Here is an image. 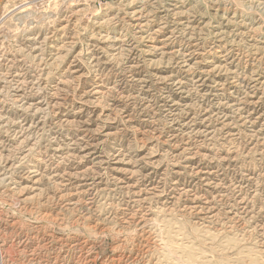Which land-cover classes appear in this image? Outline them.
<instances>
[{
    "label": "rangeland",
    "instance_id": "rangeland-1",
    "mask_svg": "<svg viewBox=\"0 0 264 264\" xmlns=\"http://www.w3.org/2000/svg\"><path fill=\"white\" fill-rule=\"evenodd\" d=\"M23 1L0 0V111L16 117L2 74L22 69L30 88L25 95L37 96L45 114L27 141L0 130V264H264V89L253 83L264 74V43L251 37L244 0ZM23 6L29 9L23 12ZM136 17L151 32L160 31L154 40L165 45V55L144 52ZM217 26L223 27L219 43ZM107 34L127 38L136 48L115 57L101 43L92 46L91 38ZM36 42L45 55L64 43L71 52L51 72L42 71L23 56ZM179 49L195 57L193 70L183 69ZM202 68H212L208 78L218 79L213 84L222 90L194 88L191 77ZM169 75L186 78L188 93L166 85ZM36 80L39 87L31 89ZM98 81L105 92H87ZM181 95H187L185 107ZM236 98L249 100V106L237 109ZM173 100L181 105L171 113ZM17 116L32 119L22 111ZM83 120L88 132L81 131ZM87 144L95 149L81 151ZM27 164L44 175L33 188L20 179Z\"/></svg>",
    "mask_w": 264,
    "mask_h": 264
},
{
    "label": "bare ground",
    "instance_id": "bare-ground-1",
    "mask_svg": "<svg viewBox=\"0 0 264 264\" xmlns=\"http://www.w3.org/2000/svg\"><path fill=\"white\" fill-rule=\"evenodd\" d=\"M23 1V0H22ZM33 1V0H32ZM153 1H155V0H153ZM160 1V0H159ZM167 1V0H166ZM215 1V0H214ZM234 1V0H233ZM50 2V1H49ZM75 2V1H74ZM80 2V1H79ZM143 2V0L142 1H138V3H142ZM185 2V1H184ZM22 3V2H21ZM31 3V2H30ZM151 3V2H150ZM149 3V4H150ZM222 3H224V2H222ZM235 3V2H234ZM243 3V2H242ZM23 4H24V1H23ZM22 4V5H23ZM25 4H26V2H25ZM173 4V3H172ZM253 4H256L257 5V7H255V6H253ZM31 5V4H30ZM147 5V4H146ZM16 6V5H15ZM17 7V6H16ZM22 7V6H21ZM20 7V8H21ZM24 7V6H23ZM77 7V6H76ZM145 7V6H144ZM244 7L247 9V10H244V11H246L248 14H250V16H246V18H245V20H250L251 22H250V24H248V26L251 28V30H252V32L254 33V35L253 36H251L252 38H253V40L255 39L259 44L261 43V44H263L264 43V0H244ZM254 7H255V9H254ZM11 8V7H10ZM9 8V9H10ZM105 8V7H104ZM140 8V7H139ZM181 8V7H180ZM183 8V7H182ZM219 8V7H218ZM7 9V8H6ZM22 9V8H21ZM29 9V7L27 8V6H26V8L24 7V9L23 10H21V11H23V12H26L27 10ZM141 9V8H140ZM160 9V8H159ZM226 9V8H225ZM254 9V10H253ZM11 10V9H10ZM13 10V9H12ZM12 10L10 11V12H12ZM14 10H15V8H14ZM137 10V9H136ZM149 10V9H148ZM174 10V9H173ZM249 10V11H248ZM106 11V10H105ZM109 11V10H108ZM135 11V10H134ZM166 11V10H165ZM184 11V10H183ZM186 11V10H185ZM218 11V10H217ZM77 12V11H76ZM7 13H9V12H7ZM71 13H73V12H71ZM98 13V12H97ZM135 13H139L138 11L137 12H134V14ZM147 13V12H146ZM199 13V12H198ZM117 14V13H116ZM115 14V15H116ZM156 14V13H155ZM218 14V13H217ZM227 14V13H226ZM6 14L4 13V15L2 16V17H6L5 16ZM80 15V14H79ZM132 15V14H131ZM136 15V14H135ZM145 15V14H144ZM153 15V14H152ZM247 15V14H246ZM140 16V15H139ZM154 16V15H153ZM152 16V17H153ZM234 16V15H233ZM82 17V16H81ZM227 17V16H226ZM57 18V17H56ZM64 18V17H63ZM66 18V17H65ZM107 18V17H106ZM146 18V17H145ZM187 18V17H186ZM3 19V18H2ZM67 19V18H66ZM111 19V18H110ZM139 17H136L135 18V21H138L137 22V24L135 25L136 26V28L138 27L139 28V30L136 32V39L137 40H139V41H141V40H144L145 42H146V48H148V50H146V48H145V50H144V52H151V51H157V50H159V51H161V52H163V54L165 53L164 52V46L163 45H158L156 42H155V40L154 39H157L156 37L160 34V31H158L157 29L156 30H154V31H150V29H149V27H147V24L145 23V22H139ZM244 19V18H243ZM94 20V19H93ZM98 20V19H97ZM163 20V19H162ZM235 20V19H234ZM244 20V21H245ZM160 21V20H159ZM171 21V20H170ZM180 21V20H179ZM231 21H233V20H229V18H228V24H231ZM101 22H102V20H101ZM116 22V21H115ZM114 22V23H115ZM183 22V21H182ZM181 22V23H182ZM222 22V21H221ZM68 23V22H67ZM76 23V22H75ZM98 23H99V21H98ZM112 23V22H111ZM132 23V22H131ZM151 23V22H150ZM248 23V22H247ZM120 24V23H119ZM153 24V23H152ZM155 24V23H154ZM184 24H186V23H184ZM188 24V23H187ZM219 24L220 25H222V23H220L219 22ZM240 24V23H239ZM132 25H134V24H132ZM167 25V24H166ZM175 25V24H174ZM65 26V25H64ZM125 26V25H124ZM162 26V25H161ZM160 26V27H161ZM63 27V26H62ZM69 27V26H68ZM77 27V26H76ZM159 27V26H158ZM174 27V26H173ZM180 27V26H179ZM217 27H219L220 28V30L217 32V33H215L214 34V36L218 39L217 40V42L219 43V42H221V41H223V40H221V38L223 37L222 35H221V33L223 32V30H222V28L223 27H220V26H217ZM127 28V27H126ZM134 28V27H133ZM145 28V29H144ZM171 28V27H170ZM214 29V28H213ZM245 29V28H244ZM254 29V30H253ZM68 30V29H67ZM97 30V29H96ZM226 30V29H225ZM73 31V30H72ZM135 31V30H134ZM189 31V30H188ZM105 32V31H104ZM115 32V31H114ZM124 32V31H123ZM70 33V32H69ZM94 34V33H93ZM127 34V33H126ZM189 34V33H188ZM248 34V33H247ZM53 35V34H52ZM91 35V34H90ZM98 35V34H97ZM171 35V34H170ZM169 35V36H170ZM176 35V34H175ZM213 35V34H212ZM117 36V35H116ZM69 37V36H68ZM74 37H75V35H74ZM88 37V36H87ZM94 37V36H93ZM125 37V36H124ZM176 37V36H175ZM23 38V37H22ZM40 39V38H39ZM93 41H91V42H93V44H92V46H94V47H99V48H101L98 44H103L104 45V47L107 49V51L106 52H109V54H111V55H113V56H115V55H118L119 54V56H120V53L123 51L124 52V50H127V52H131L132 53V51L136 48V46L134 45L135 43L134 42H132V41H130L129 39H127V38H123V39H121L120 37H115V36H111L110 34H107V35H102V36H100L99 38H91ZM174 39V38H173ZM32 40V39H31ZM45 40V39H44ZM43 40V41H44ZM76 40V39H75ZM89 40V39H88ZM230 40V39H229ZM41 41V40H40ZM138 41V42H139ZM72 42V41H71ZM169 42H171V41H169ZM64 43V42H63ZM195 43V42H194ZM225 43V42H224ZM43 44V43H42ZM62 44V43H61ZM140 44V43H139ZM27 45V44H26ZM28 45H30V44H28ZM41 45V44H40ZM69 45V44H68ZM89 45V44H88ZM72 46H73V44H72ZM71 46V47H72ZM224 46V45H223ZM22 47V46H21ZM30 48H28V51H26V52H28L27 54L25 53L23 56H28V57H30L31 59H32V61L33 62H36L37 61V65L40 67V66H42V71H43V69L44 70H50V69H52L54 66H55V64L58 62V61H60V60H63V59H65V57H67L68 55H69V53L71 52V50L69 49V47H68V49H66V45H65V43L64 44H62V45H58V46H52L51 47V49H50V51L48 50V54L47 55H45L43 52H42V49H41V47L39 46V43L38 42H36V43H32V45L31 46H29ZM104 47H102V48H104ZM216 47L217 48H215V50H217V52L218 53H220V56L219 57H223V55H222V53H223V50L221 49V47L222 46H219V45H216ZM27 48V47H26ZM224 48V47H223ZM25 49V48H24ZM82 49V48H81ZM98 49V48H97ZM139 49V48H138ZM197 49V48H196ZM227 50V49H226ZM44 52H45V50H43ZM65 51V52H64ZM79 51V50H78ZM165 51H167V50H165ZM192 51V50H191ZM255 51V50H254ZM63 52H64V54H63ZM141 52V51H140ZM172 52V51H171ZM175 52L178 54H181L182 55V63L181 64H183L182 66H183V69H185V70H189V69H191L192 68V70H193V62H192V59H194L195 57L192 55V54H190V53H184V52H182V50H175ZM229 52V51H228ZM4 53V52H3ZM78 53V52H77ZM93 53V51H92V49L91 50H89L88 49V51H87V54H92ZM201 53V52H200ZM135 54V53H134ZM21 55V56H22ZM102 55V54H101ZM130 55V54H129ZM165 55V54H164ZM11 56H12V54H11ZM209 56V55H208ZM88 57V56H87ZM100 57V56H99ZM112 57V56H111ZM116 57V56H115ZM131 57V56H130ZM137 57V56H136ZM2 58V57H1ZM6 58V57H5ZM74 58V57H73ZM92 58H93V56H92ZM169 58V57H168ZM224 58V57H223ZM11 59V58H10ZM137 59H138V57H137ZM146 59V58H145ZM226 59V58H225ZM6 60H7V58H6ZM16 60V59H15ZM76 60V59H75ZM115 60H117V59H115ZM175 60H176V58H175ZM212 60V59H211ZM232 60V59H231ZM26 61V60H25ZM72 61V60H71ZM126 61V60H125ZM227 61V60H226ZM229 61V60H228ZM8 62V61H7ZM28 62V61H27ZM76 62V61H75ZM95 62V61H94ZM139 62V61H138ZM148 62V61H147ZM219 62V61H218ZM6 63V62H5ZM4 63V64H5ZM198 62H196L195 61V63L194 64H197ZM11 64V63H10ZM63 64V63H62ZM71 64V63H70ZM98 64V63H97ZM226 64V63H225ZM21 65V64H20ZM24 65V64H23ZM216 65V64H215ZM234 65V64H233ZM5 66H6V64H5ZM13 66V65H12ZM195 66V65H194ZM222 66V65H221ZM18 67V66H17ZM56 67H58V66H56ZM133 67V66H132ZM217 67H219V65L218 66H215L214 68H213V70H215ZM227 67V66H226ZM6 68V67H5ZM30 68H32V66L30 67ZM38 68V67H37ZM139 68V67H138ZM197 68V67H196ZM212 68H211V70H209V69H207V68H202L201 69V71H200V74H197V76H193V77H191V80L193 81V86H194V88H196L198 91H205L206 93H208L207 91H211V90H214V91H220V90H222V89H216V86L213 84V81H215V83L216 84H218L219 83V80L218 79H216V80H212V81H210V79L208 78V75L212 72ZM26 69H28V68H26ZM176 69V68H175ZM182 69V68H181ZM195 69V68H194ZM220 69V68H219ZM257 69V68H256ZM31 70V69H30ZM73 70V69H72ZM196 70V69H195ZM11 71V70H10ZM10 71H5V73L4 74H2V75H4V81H2V82H4V83H8L10 86V91L12 92V96H13V98L11 99V102H12V105H14V107L17 109V111H18V113L16 112H14V114H16V117L14 116V117H10V116H7V112L6 113H4V111H0V130H4V131H2V132H4V133H6V134H8V133H10V132H14V135H13V140L14 139H20V138H23V140L24 141H27L28 139H26L27 137L28 138H30L31 137V134L29 135L28 133H29V131H30V129L31 128H37V127H39V125L40 124H42V122L44 123V121L42 120V117H40L42 114H45V108L43 107V102H41V101H37L38 100V98H37V96H32V97H28V95L26 96L25 95V90L28 88V87H26V85L29 83L28 81H27V79L26 78H23V73L24 72H21L22 71V69H21V71H15L16 73L15 74H11V73H9ZM27 71V70H26ZM47 71V72H48ZM52 71V70H51ZM51 71H49V72H51ZM74 71V70H73ZM12 72V71H11ZM30 72H34V71H30ZM36 72V71H35ZM48 72V73H49ZM54 72V71H53ZM52 72V73H53ZM79 72V71H78ZM244 72V71H243ZM253 72V71H252ZM71 73V72H70ZM180 73V72H179ZM227 73V72H226ZM229 73L232 75V77L234 78V77H236V73H235V71L234 70H232V69H230L229 70ZM56 74V73H55ZM171 74V73H170ZM245 74V73H244ZM25 75V74H24ZM39 75V74H38ZM49 75V74H48ZM48 75H46V76H48ZM51 75V74H50ZM76 75V74H75ZM75 75H72V76H74L75 77ZM156 75V74H155ZM177 75V74H176ZM176 75H173V76H170L168 79H166L165 80V83H166V85H169V86H171V87H173L174 89H175V91H176V94L178 93V94H187L188 93V91H187V85H186V82L184 81V80H186V78H177L176 79ZM241 75V74H240ZM254 75V74H253ZM81 76V75H80ZM101 76V75H100ZM157 76H159V75H157ZM166 76V75H165ZM218 76V75H217ZM249 76V75H248ZM252 76V75H251ZM145 77V76H144ZM164 77V76H163ZM3 78V77H2ZM29 78V77H28ZM97 78V77H96ZM96 78H95V80H96ZM69 79V78H68ZM103 79V78H102ZM227 79V78H226ZM29 80V79H28ZM52 80V79H51ZM61 80V79H60ZM67 80V79H66ZM100 80V79H99ZM138 80L139 81H142V79L141 78H138ZM37 81V80H36ZM34 81V82H32L31 83V85H32V88L31 89H33V88H35L36 86L37 87H39V81ZM46 81V80H45ZM54 81V80H53ZM73 81H75V80H73ZM163 81V80H162ZM42 82V81H41ZM40 82V83H41ZM47 82V81H46ZM63 84H66V81L63 79L62 81H61ZM232 82H234V80L232 81ZM238 82V81H237ZM241 83L242 84H240V85H244V80L243 81H241ZM253 83H254V87L256 88V87H259V89H261V88H263L264 89V74H262V73H259V74H256L255 75V77L253 78ZM51 84V83H50ZM223 84V83H222ZM248 85V84H247ZM251 85V84H250ZM6 86V85H5ZM51 86H52V84H51ZM67 86H69V85H67ZM146 86V85H145ZM6 87H8V86H6ZM53 87V86H52ZM64 87V86H63ZM231 87V86H230ZM229 87V89L231 90V88ZM232 87H233V89H232V91H236V89L238 88L237 87V85L235 84V82L234 83H232ZM244 87L246 88V86L244 85ZM254 87H253V89H254ZM2 88V87H1ZM4 88V87H3ZM53 88H55V87H53ZM71 88H73V87H71ZM107 88V87H106ZM250 88V87H249ZM45 89V88H44ZM56 89H57V86H56ZM66 89V88H65ZM189 89V88H188ZM193 89V88H192ZM1 90V89H0ZM30 90V88H28V91ZM53 90V89H52ZM104 91V89H103V85L101 84V83H99V81L98 82H94V84H92L91 85V89L89 90V91H87V92H90L92 95H98V94H101L103 91ZM194 90V89H193ZM251 90V89H250ZM249 90V91H250ZM2 91V90H1ZM36 91V90H35ZM48 91V90H47ZM64 91V90H63ZM171 91V90H170ZM192 91V90H191ZM7 92V91H6ZM5 92V93H6ZM50 92V91H49ZM55 92V91H54ZM62 92V91H61ZM66 92V91H65ZM105 92V91H104ZM205 92H203V93H205ZM231 92V91H230ZM30 93V92H29ZM36 93V92H35ZM51 93H53V92H51ZM202 93V94H203ZM210 93V92H209ZM216 93V92H215ZM238 93V92H237ZM249 93V92H248ZM11 94V93H10ZM27 94V93H26ZM60 94V93H59ZM62 94V93H61ZM65 94V93H64ZM69 94V93H68ZM217 94V93H216ZM225 94V93H224ZM231 94V93H230ZM246 94V93H245ZM71 95V94H70ZM80 95V94H79ZM86 95V94H85ZM207 95V94H206ZM226 95V94H225ZM237 95V94H236ZM242 95V94H241ZM251 95V94H250ZM259 95V94H258ZM6 96V95H5ZM57 95L55 94V97H56ZM72 96V95H71ZM171 96V95H170ZM180 96V95H179ZM238 96V95H237ZM253 96H254V93H253ZM55 97H53V98H55ZM174 97V96H173ZM225 97V96H224ZM247 97V96H246ZM2 98V97H1ZM79 98V97H78ZM4 99V98H3ZM51 99V98H50ZM82 99V98H81ZM88 99V98H87ZM95 99V98H94ZM94 99H93V101H94ZM102 99V98H101ZM174 99V98H173ZM186 99H187V95H181V98H179V100H180V102H182V105H184V107H185V105H187L186 104ZM261 99V98H260ZM78 100V99H77ZM85 100V99H84ZM96 100H97V98H96ZM100 100V99H99ZM234 100V99H233ZM1 101V100H0ZM30 101V102H29ZM45 101V100H44ZM80 101V100H79ZM249 100H243L242 98H236L235 100H234V102H232V105L234 106V107H245L247 104H248V106H249V102H248ZM257 101V100H256ZM261 101V100H260ZM62 102V101H61ZM66 102V101H65ZM106 102V101H105ZM180 102H176V101H174L173 100V103L170 105V107H169V111L171 112V113H173L174 111H176L177 110V108H178V106L179 105H181V103ZM224 102V101H223ZM10 103V102H9ZM59 103V102H58ZM86 103V102H85ZM90 103V102H89ZM93 103V102H92ZM98 103V102H97ZM97 103H95V104H97ZM256 103V102H255ZM56 104V103H55ZM61 104V103H60ZM87 104V103H86ZM190 104V103H189ZM231 104V103H230ZM49 107L51 106V108H54V105H51L50 104V102H48V104H47ZM98 105V104H97ZM106 105V104H105ZM4 106V105H3ZM93 106V105H92ZM56 107V106H55ZM90 107V106H89ZM94 107V106H93ZM210 107V106H209ZM214 107V106H213ZM10 108V107H9ZM57 108V107H56ZM108 108V107H107ZM5 109V108H4ZM3 109V110H4ZM7 109V108H6ZM83 109V108H82ZM89 109V108H88ZM182 109V108H181ZM238 109V108H237ZM254 109V108H253ZM49 110V109H48ZM240 110V109H239ZM247 110V109H246ZM8 111V110H7ZM15 111V110H14ZM23 112V113H28L30 116H32V119L31 120H28V117H25V118H23V119H20V118H22V117H19V116H17L18 114H19V112ZM55 111V110H54ZM91 111V110H90ZM218 111V110H217ZM56 112H58V111H56ZM238 112V111H237ZM243 112V111H242ZM48 113V112H47ZM93 113V112H92ZM176 113V112H175ZM215 113V112H214ZM87 114H88V112H87ZM232 114V113H231ZM261 114V113H260ZM48 115L49 114H47L46 115V118L48 117ZM56 115V114H55ZM84 115H86V113L84 114ZM104 115V114H103ZM202 115V114H201ZM222 115V114H221ZM226 115V114H225ZM242 115V114H241ZM245 115V114H244ZM247 115V114H246ZM82 116V115H81ZM171 116V115H170ZM227 116V115H226ZM229 116V115H228ZM249 116V115H248ZM58 117V116H57ZM88 117V116H87ZM86 118V117H85ZM128 118V117H127ZM236 118V117H235ZM45 119V118H44ZM61 119V118H60ZM122 119V118H121ZM172 119H173V117H172ZM188 119V118H187ZM76 120V119H75ZM79 120H80V118H79ZM123 120V119H122ZM185 120V119H184ZM211 120V119H210ZM223 120V119H222ZM233 120V119H232ZM63 121V120H62ZM64 121H69V120H67L66 118L64 119ZM82 121V120H81ZM88 121V120H87ZM130 121V120H129ZM244 121V120H243ZM55 122V121H54ZM230 122V121H229ZM64 123V122H63ZM66 123V122H65ZM64 123V124H65ZM70 123V122H69ZM185 123V122H184ZM233 123H234V121H233ZM243 123V122H242ZM58 124V123H57ZM79 124V123H78ZM81 124L82 125H80L81 126V131L82 132H88L89 131V126H88V124L86 123V122H84V120H83V122H81ZM186 124H187V122H186ZM185 124V125H186ZM54 125V124H53ZM68 125V124H67ZM71 125V124H70ZM184 125V124H183ZM182 125V126H183ZM243 125V124H242ZM40 126H42V125H40ZM58 126V125H57ZM67 127V126H66ZM78 127V126H77ZM193 127V126H192ZM238 127V126H237ZM244 128V127H243ZM68 129V128H67ZM180 129V128H179ZM35 130V129H34ZM96 130V129H95ZM188 130V129H187ZM191 130V129H190ZM197 130V129H196ZM205 130V129H204ZM254 130V129H253ZM72 131V130H71ZM175 131V130H174ZM193 131V130H192ZM195 131V130H194ZM193 131V132H194ZM202 131V130H201ZM236 131V130H235ZM2 132H1V134H2ZM95 132V131H94ZM192 132V133H193ZM209 132V131H208ZM96 133V132H95ZM187 133V132H186ZM87 134V133H86ZM178 134V133H177ZM185 134V133H184ZM188 134V133H187ZM196 134H198V133H196ZM76 135V134H75ZM174 135V134H173ZM182 135V134H181ZM199 135V134H198ZM30 136V137H29ZM82 136V135H81ZM80 136V137H81ZM90 136V135H89ZM178 136H176V138H177ZM211 137V136H210ZM70 138V137H69ZM72 138V137H71ZM78 138V137H77ZM195 138V137H194ZM9 139V138H8ZM35 139V138H34ZM91 139V138H90ZM21 140V139H20ZM62 140V139H61ZM75 140V139H74ZM85 140V139H84ZM190 140V139H189ZM17 141V140H16ZM35 141V140H34ZM57 141V140H56ZM76 141V140H75ZM90 141V140H89ZM194 141V140H193ZM33 142V141H32ZM32 142H30V143H32ZM69 142V141H68ZM67 142V143H68ZM88 142V141H87ZM0 143H2V142H0ZM7 143V142H6ZM65 143V142H64ZM70 143H72V142H70ZM69 143V144H70ZM79 143V142H78ZM77 143V144H78ZM83 143V142H82ZM20 144V143H19ZM85 144V143H84ZM96 144V143H95ZM2 145V144H1ZM23 145V144H22ZM52 145V144H51ZM59 145H61V144H59ZM13 146V145H12ZM33 146V145H32ZM4 147V146H3ZM15 147V146H14ZM59 147V146H58ZM61 147V146H60ZM64 147V146H63ZM67 147V146H66ZM65 147V148H66ZM73 147V146H72ZM82 147V146H81ZM10 148V147H9ZM18 148V147H17ZM29 148V147H28ZM49 148V147H48ZM71 148V147H70ZM186 148V147H185ZM3 149V148H2ZM12 149V148H11ZM22 149V148H21ZM32 149V148H31ZM74 149V148H73ZM90 149H95V147H94V145L93 144H87V145H85L84 146V148L81 150V151H84V150H90ZM14 150V149H13ZM56 150V149H55ZM68 150V149H67ZM66 150V151H67ZM194 150V149H193ZM15 151V150H14ZM37 151V150H36ZM41 151V150H40ZM56 151H59L58 149L56 150ZM65 151V152H66ZM120 151V150H119ZM199 151V150H198ZM21 152V151H20ZM111 152V151H110ZM27 153V152H26ZM56 153V152H55ZM76 153V152H75ZM74 153V154H75ZM92 155H94V154H96V152L95 151H92L91 150V152H90ZM89 153V154H90ZM105 153V152H104ZM116 153V152H115ZM119 153V152H118ZM121 153V152H120ZM198 153V152H197ZM42 154V153H41ZM57 154V153H56ZM77 155H78V153H76ZM106 154V153H105ZM122 154V153H121ZM33 155V154H32ZM38 155V154H37ZM48 155V154H47ZM60 155V154H59ZM84 155V154H83ZM100 155V154H99ZM114 155V154H113ZM192 155H193V153H192ZM2 156V155H1ZM20 156V155H19ZM64 156H66L67 157V154L66 155H64ZM63 156V157H64ZM73 156V155H72ZM98 156V155H97ZM103 156V155H102ZM107 156V155H106ZM186 156V155H185ZM9 157V156H8ZM14 157V156H13ZM23 157V156H22ZM54 157V156H53ZM75 157V156H74ZM84 157V156H83ZM86 157H87V155H86ZM122 157H124V156H122ZM204 157V156H203ZM36 158V157H35ZM51 158V157H50ZM62 158V157H61ZM68 158V157H67ZM94 158V157H93ZM103 158V157H102ZM109 158H111V157H109ZM121 158V157H120ZM39 159V158H38ZM66 159V158H65ZM181 159H182V157H181ZM0 160H1V158H0ZM6 160V159H5ZM33 160V159H32ZM37 160V159H36ZM41 160V159H40ZM44 160V159H43ZM63 160V159H62ZM93 160V159H92ZM102 160V159H101ZM105 160V159H104ZM7 161V160H6ZM6 161L4 162V163H6ZM9 161V160H8ZM7 161V162H8ZM38 161V160H37ZM97 161V160H96ZM106 161H107V158H106ZM2 162V161H1ZM20 162V161H19ZM51 162V161H50ZM59 162V161H58ZM13 163V162H12ZM31 163V162H30ZM44 163V162H43ZM66 163V162H65ZM97 163V162H96ZM100 163V162H99ZM19 164V163H18ZM140 164V163H139ZM150 164V163H149ZM152 164V163H151ZM177 164V163H176ZM4 165V164H3ZM40 165V164H39ZM48 165V164H47ZM57 165V164H56ZM59 165V164H58ZM156 165V164H155ZM27 166H28V164H27ZM41 166V165H40ZM140 166H141V164H140ZM8 167V166H7ZM14 167V166H13ZM50 167V166H49ZM113 167V166H112ZM193 167V166H192ZM196 167V166H195ZM48 168V167H47ZM57 168V167H56ZM122 168V167H121ZM218 168V167H217ZM10 169V168H9ZM69 169V168H68ZM128 169V168H127ZM126 169V170H127ZM76 170V169H75ZM119 170V169H118ZM130 170V169H129ZM138 170V169H137ZM199 170V169H198ZM3 171H5V170H3ZM42 171V170H41ZM41 171L37 168V167H35V166H31V167H29L28 166V169L25 171V170H23V171H20L21 172V174H20V179H24L25 181H27V182H29L30 184H31V186H32V188L33 187H35V186H38V185H40V183L44 180V175L41 173ZM45 171V170H44ZM60 171V170H59ZM66 171V170H65ZM132 171V170H131ZM195 171H196V169H195ZM201 171V170H200ZM54 172V171H53ZM57 172V171H56ZM64 172V171H63ZM79 172H80V170H79ZM134 172H136V171H134ZM133 172V173H134ZM0 173H2V172H0ZM9 173V172H8ZM18 173V172H17ZM58 173V172H57ZM78 173V172H77ZM82 173V172H81ZM85 172H83V174H84ZM55 174V173H54ZM61 174H62V172H61ZM127 174V173H126ZM207 174H209V175H211V171H207ZM57 175V174H56ZM71 176H72V174H70ZM82 175V174H81ZM131 175V174H130ZM52 176V175H51ZM63 176V175H62ZM79 176V175H78ZM207 176V175H206ZM16 177V176H15ZM47 177V176H46ZM48 177H50V176H48ZM67 177V176H66ZM82 177V176H81ZM116 177V176H115ZM119 177V176H118ZM146 177V176H145ZM200 177H202V176H200ZM203 177H205V176H203ZM52 178V177H51ZM58 178V177H57ZM124 178V177H123ZM144 178V177H143ZM206 178V177H205ZM210 178V177H209ZM2 179V178H1ZM55 179H56V177H55ZM67 179V178H66ZM78 179H79V177H78ZM81 179V178H80ZM137 179V178H136ZM146 179V178H145ZM216 179V178H215ZM120 180V179H119ZM132 180V179H131ZM73 181V180H72ZM200 181V180H199ZM219 181V180H218ZM1 182V181H0ZM12 182H14V179H12ZM52 182V181H51ZM151 182V181H150ZM190 182V181H189ZM208 182V181H207ZM206 182V183H207ZM20 183V182H19ZM60 183H62V182H60ZM66 183V182H65ZM182 183V182H181ZM218 183V182H217ZM6 184V183H5ZM135 184V183H134ZM133 184V185H134ZM148 184V183H147ZM216 184V183H215ZM19 185V184H18ZM28 185V184H27ZM52 185V184H51ZM81 185V184H80ZM128 185V184H127ZM132 185V184H131ZM214 185V184H213ZM223 185V184H222ZM22 186V185H21ZM20 186V187H21ZM93 186V185H92ZM122 186V185H121ZM144 186H146V185H144ZM10 187V186H9ZM19 187V188H20ZM79 187V186H78ZM183 187V186H182ZM199 187V186H198ZM197 187V188H198ZM240 187V186H239ZM12 188V187H11ZM24 188V187H23ZM31 188V189H32ZM82 188V187H81ZM124 188V187H123ZM122 188V189H123ZM132 188V187H131ZM137 188V187H136ZM142 189V188H141ZM187 189V188H186ZM25 190V189H24ZM42 190V189H41ZM132 190V189H131ZM159 190V189H158ZM176 190H178V189H176ZM193 190V189H192ZM85 191V190H84ZM147 191V190H146ZM150 191V190H149ZM166 191V190H165ZM164 191V192H165ZM188 191V190H187ZM241 191V190H240ZM11 192V191H10ZM79 192H81V191H79ZM151 192V191H150ZM177 192H179V191H177ZM212 192V191H211ZM18 193V192H17ZM76 193H77V191H76ZM142 193V192H141ZM157 193V192H156ZM51 194V193H50ZM64 194V193H63ZM71 194V193H70ZM131 194V193H130ZM139 194V193H138ZM234 194V193H233ZM198 195V194H197ZM50 196V195H49ZM152 196H154V195H152ZM195 196V195H194ZM201 196V195H200ZM249 196V195H248ZM146 197V196H145ZM148 197V196H147ZM170 197V196H169ZM204 198V197H203ZM217 198V197H216ZM148 200V199H147ZM240 200V199H239ZM129 201V200H128ZM149 201V200H148ZM189 201V200H188ZM226 201V200H225ZM197 202V201H196ZM205 202V201H204ZM140 203V202H139ZM138 203V204H139ZM203 205V204H202ZM209 205V204H208ZM212 205V204H211ZM250 206V205H249ZM214 207V206H213ZM130 208V207H129ZM191 209V208H190ZM202 209V208H201ZM209 209V208H208ZM131 210V209H130ZM219 210V209H218ZM125 211V210H124ZM201 211V210H200ZM203 212V211H202ZM215 212V211H214ZM234 212V211H233ZM133 216V215H132ZM204 216V215H203ZM210 217V216H209ZM217 217V216H216ZM146 218V217H145ZM215 220V219H214ZM124 223V222H123ZM137 223V222H136ZM141 227V226H140ZM147 232V231H146ZM145 245V244H144ZM77 248V247H76Z\"/></svg>",
    "mask_w": 264,
    "mask_h": 264
}]
</instances>
